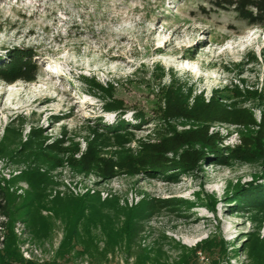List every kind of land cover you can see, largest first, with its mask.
<instances>
[{
  "label": "rangeland",
  "instance_id": "1",
  "mask_svg": "<svg viewBox=\"0 0 264 264\" xmlns=\"http://www.w3.org/2000/svg\"><path fill=\"white\" fill-rule=\"evenodd\" d=\"M225 1L0 0V65L17 48L30 50L36 68L31 81L0 78V185L8 189L12 214L1 219L0 249L9 226L22 260L36 264H186L204 241L219 246L198 251L196 264H264V207L252 203L264 204V136L255 137L264 117V19H243ZM188 89L190 107L202 94L205 103L224 105L230 118L252 113L254 134L241 120L213 123L208 134L219 138L204 149L208 163L179 173L177 182L144 172L102 180L105 161L142 151L168 123L179 132L190 127L165 118V96ZM104 130L133 135L123 143ZM93 140L103 141L86 154ZM220 155L228 163H217ZM82 157L95 161L77 164ZM166 167V176L178 173ZM35 168L51 180L49 210L40 211L46 220L32 222L34 191L25 174ZM87 190L121 206H135L145 194L192 206L156 212L142 231L118 240L78 222L75 210ZM55 192L77 202L57 212ZM72 232L78 235L71 248Z\"/></svg>",
  "mask_w": 264,
  "mask_h": 264
},
{
  "label": "trees",
  "instance_id": "2",
  "mask_svg": "<svg viewBox=\"0 0 264 264\" xmlns=\"http://www.w3.org/2000/svg\"><path fill=\"white\" fill-rule=\"evenodd\" d=\"M228 6L233 7V9L242 17L243 19L257 21L264 19V0H226ZM253 9L255 14L248 12V10ZM10 58L7 62H3L0 65V78L12 83L15 80H33L31 75V70L36 69L35 66L31 65V54L30 50H20L13 49L10 51ZM192 93V89H188L186 94L176 93L171 95L170 92L165 96V105L167 106V112L165 113V118L169 121H180L181 125L190 127L187 130L176 131L171 125L167 126V131L164 135L160 136L158 140L151 144L144 146L142 151H135L134 153L129 151V158L125 161L124 158L121 160L113 161L109 159L104 162V168H100V178L102 180H109L118 177L122 174H127L129 176H136L141 173H145L151 178L165 179L170 182H177L179 180V173L185 174L206 165L208 162L204 158L205 148H215L216 143L219 138L218 132H212L208 134V128L213 123L230 122L233 120H241L240 123L248 124L250 127V134H254L252 127L256 125L252 113L247 114L246 111L239 112V115L229 114L224 110L225 107L218 101L209 100L207 103L202 100V94L195 95L191 107L188 105V98ZM218 102V103H217ZM228 114V115H227ZM141 116V115H140ZM264 116V111H263ZM247 121V123H246ZM98 127V126H97ZM258 137L259 134L264 136V117L258 126ZM105 135L114 136L115 131L104 130ZM119 131V130H117ZM121 132V131H120ZM107 133V134H106ZM133 134L130 132H123L118 134L117 137L123 140V143L127 142L128 136ZM116 137V135L114 136ZM116 137V138H117ZM95 139V138H94ZM93 140L88 142V154L93 151L98 144L99 140ZM103 141V140H102ZM99 142V143H102ZM105 145V144H103ZM101 146V144H100ZM102 147V146H101ZM66 151V150H65ZM63 151V153H65ZM131 153V154H130ZM84 154V156L86 155ZM134 154V155H133ZM262 152L257 154L248 155H237L235 159L245 160L246 156H260ZM171 155V157H169ZM257 156V157H258ZM67 160L56 159V161L51 165V171L56 170L58 167H63L65 162L72 159V155L69 156ZM85 157L80 158V162L77 164L85 165L89 167L94 163L84 161ZM249 160V157L246 158ZM74 161V160H73ZM101 161V160H100ZM227 162L223 159V156L217 157V163L221 164ZM76 163V161L74 162ZM171 165L173 168H178V173L174 175H167V167ZM84 175L90 173L88 169L84 168ZM82 171V170H81ZM80 171V172H81ZM27 180L30 184L31 189L34 191V196L29 198V202L33 203L32 211L28 218V221H34L36 218L46 220L41 215V210H49L46 205V200L48 199L49 181L51 180L50 173L41 174L38 168L29 170L26 174ZM250 186V185H249ZM239 187V186H238ZM8 189L0 185V231H3L5 223L1 219L9 218L11 214V206L9 201ZM236 193H239L237 191ZM236 199L240 197V194H235ZM71 195L62 194L60 192H55V196L51 198L53 203V209L57 212L65 213L66 208L69 207V202H77V198H72ZM83 201V205L75 210L78 217V222L83 225L85 230L88 232L92 229L100 228L108 237H113L114 239L121 240L125 235L132 238L134 234L139 233L144 229V223H146L153 217L156 212H160L166 209L167 212L182 213L187 211L188 208L192 206L191 203L185 202L181 199L171 198V199H160L151 198L148 195H144V198L135 206L128 207L127 203L124 206L119 204V199L115 197L106 198L103 201L100 199V193L98 190H94L91 194L90 191H86L84 195L80 197ZM253 201V204H257L260 208L259 211L264 207L261 204ZM189 204V205H188ZM253 207V205H252ZM256 207V208H257ZM124 220L121 221V218ZM83 222V223H82ZM6 237L3 249H0V264H36L34 262H28L22 260L18 250L15 247V240L11 236V228L6 226ZM76 232H78L76 230ZM71 233L67 236V244L71 248L76 245L77 233ZM165 237V236H164ZM165 239H167L165 237ZM73 244H70V242ZM172 241V240H171ZM219 246L217 243H211V241H204L197 248L192 251L191 255L186 259V264H196V259L194 258L198 251L203 253L209 252L216 249ZM162 248V247H161ZM160 248V249H161ZM66 251H63L65 255ZM157 262V261H156ZM45 264H58L56 262L45 263ZM65 264V263H61ZM157 264V263H156Z\"/></svg>",
  "mask_w": 264,
  "mask_h": 264
}]
</instances>
